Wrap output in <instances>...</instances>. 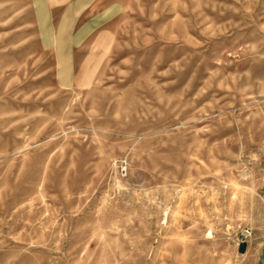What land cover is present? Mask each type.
Masks as SVG:
<instances>
[{
    "label": "rangeland",
    "instance_id": "rangeland-1",
    "mask_svg": "<svg viewBox=\"0 0 264 264\" xmlns=\"http://www.w3.org/2000/svg\"><path fill=\"white\" fill-rule=\"evenodd\" d=\"M263 185L264 0H0V264H242Z\"/></svg>",
    "mask_w": 264,
    "mask_h": 264
},
{
    "label": "crops",
    "instance_id": "crops-1",
    "mask_svg": "<svg viewBox=\"0 0 264 264\" xmlns=\"http://www.w3.org/2000/svg\"><path fill=\"white\" fill-rule=\"evenodd\" d=\"M257 200V219L252 223L253 235L245 241V253H242V264H264V260L258 256L256 260L251 261L252 257L248 253V249H264V215L261 210L264 209V185L258 191ZM262 223V224H261Z\"/></svg>",
    "mask_w": 264,
    "mask_h": 264
},
{
    "label": "built area",
    "instance_id": "built-area-1",
    "mask_svg": "<svg viewBox=\"0 0 264 264\" xmlns=\"http://www.w3.org/2000/svg\"><path fill=\"white\" fill-rule=\"evenodd\" d=\"M121 171L125 172V167H121ZM251 235V231L249 229H245L243 233L240 235V242L246 241Z\"/></svg>",
    "mask_w": 264,
    "mask_h": 264
},
{
    "label": "water",
    "instance_id": "water-1",
    "mask_svg": "<svg viewBox=\"0 0 264 264\" xmlns=\"http://www.w3.org/2000/svg\"><path fill=\"white\" fill-rule=\"evenodd\" d=\"M245 245H246V243L244 241L239 243V248L238 249H239L240 252H244L245 251Z\"/></svg>",
    "mask_w": 264,
    "mask_h": 264
}]
</instances>
